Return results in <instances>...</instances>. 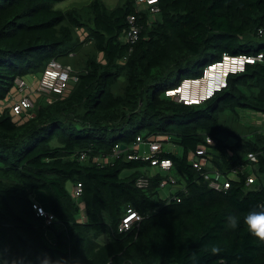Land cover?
I'll return each mask as SVG.
<instances>
[{
    "label": "trees",
    "instance_id": "1",
    "mask_svg": "<svg viewBox=\"0 0 264 264\" xmlns=\"http://www.w3.org/2000/svg\"><path fill=\"white\" fill-rule=\"evenodd\" d=\"M62 1L0 0V264H264V241L243 222L264 204V131L224 126L239 110L264 114V0H156L155 14L135 0L56 7ZM129 15L140 26L131 44L122 40ZM257 53L262 61L200 103L166 95L223 55ZM68 57L60 62L77 80L14 113V80ZM158 135L179 147L159 153L172 161L171 198L159 195V172L138 187L150 162L128 158L137 137ZM207 137L210 167L198 170L187 154ZM115 145L124 146L116 155ZM236 165L250 167L231 177ZM212 169L228 188L209 186ZM39 190L50 224L33 207ZM127 209L140 219L120 231Z\"/></svg>",
    "mask_w": 264,
    "mask_h": 264
},
{
    "label": "built area",
    "instance_id": "2",
    "mask_svg": "<svg viewBox=\"0 0 264 264\" xmlns=\"http://www.w3.org/2000/svg\"><path fill=\"white\" fill-rule=\"evenodd\" d=\"M156 0H135L137 5H150V11L151 13L155 14L158 12V9L156 7H152ZM128 23L129 27L126 30V32L122 35V40L126 43H133L139 34L140 26L136 23V19L134 15H129L128 17ZM263 55L262 53H257L255 55H247V54H238V55H223L221 61L217 62L214 65H211L209 67V70H205L210 75L204 76L202 79H205V82H208L209 84L213 86H220L223 82V79L225 75L228 73V71L236 72L237 70H240L244 68V65L247 61L255 62V61H262ZM215 69L216 74H212L211 71ZM211 70V71H210ZM33 82H28L25 77H17L14 82L17 87V90H21L27 87H30L34 83H36V88H34L36 91L40 92L42 95H48V94H60L62 93L65 88L68 86L70 81H76L77 76L73 71V68L69 64H63L57 59L53 58L48 61L44 69L41 71L39 76H35L31 78ZM201 79V80H202ZM192 82H199V79H186L183 81V84L189 83L192 85ZM200 83V82H199ZM188 84V85H189ZM31 91L34 92L31 86ZM175 90H168L166 91V94H171ZM209 93H206L204 96L200 95V98H185L184 103L191 101V100H203L205 97L208 96ZM34 106L33 98L31 94H26L22 96L21 98L15 100L12 105V110L16 114L22 113L25 109H30ZM136 143L138 142H145L140 139V137L136 138ZM169 141V137L166 135H158L152 140H148L145 143L147 144L148 150L145 154H138V152H135L134 154L128 155V158H141L144 160H149L150 166H153L157 168L158 172H165L163 178L160 179L158 183V190L165 187L166 184L170 185L169 192L167 194V198H171V193L174 192V189H176L178 186L176 185V179L170 174V170L172 169V161L169 158L166 157H160L159 153L164 150L163 142ZM214 139L211 137L206 138V144H199L193 151L188 152L187 158L189 162L198 170H201L202 168L210 167L209 164V158L210 154L208 152L209 146L213 145ZM121 151V146L115 145L113 149L114 155L118 154ZM165 151H169L166 150ZM81 159L85 158V154L82 153L80 155ZM249 158L254 159L251 155ZM249 165H236L233 166L229 170V175L231 177L237 176L239 173H243L247 170H249ZM206 177L209 179V186L216 190H222L229 187L230 180L225 176L224 173H222L219 170L212 169L211 171L206 173ZM150 176L153 175H145L140 176L136 179V185L140 188H146L149 185L150 182ZM254 176L252 174H249L246 176V184L250 185L253 182ZM173 190L171 191V189ZM180 190H184V187L180 188ZM70 192L72 197L75 199H79L82 195V185L81 183H74L70 186ZM176 200L179 201V198L176 196ZM33 207L37 211V215L44 216L46 218V221L48 224H50L54 220V216L50 213H48L44 208L41 207V205L34 203ZM81 211H83V205L80 204ZM140 216L134 212L132 209H127L126 213L122 217L121 223L119 225V230L124 231L127 230L132 223L139 221Z\"/></svg>",
    "mask_w": 264,
    "mask_h": 264
},
{
    "label": "rangeland",
    "instance_id": "3",
    "mask_svg": "<svg viewBox=\"0 0 264 264\" xmlns=\"http://www.w3.org/2000/svg\"><path fill=\"white\" fill-rule=\"evenodd\" d=\"M90 0H64L62 2H60L59 4H56V7H60L62 9H67L70 7H81L83 5H85L86 3H88ZM108 7H113L115 6L117 3H119L121 0H102ZM152 16V15H151ZM153 17V16H152ZM86 48L91 49L89 46H87ZM69 57H72L69 56ZM64 61V59H62ZM73 60V58H70V62ZM208 73L204 72V76H207ZM39 76V74L37 75V77ZM26 80L28 82H30V79H28L26 77ZM205 79L199 80V82H192L190 85L189 83H186V85L189 84L190 89H197L200 85H204L203 83L205 82ZM198 83V84H197ZM31 86L32 89L34 90V92L31 91ZM30 87L21 89V90H17L16 94H15V98L12 99V102H14L15 100L21 98L22 96L26 95V94H31L32 98H35V96L37 94H40V92L36 91L34 88H36V83H34L33 85H31ZM11 100V98H10ZM8 104H11V101L7 102ZM235 118V119H234ZM224 126L229 129L232 130L234 132H241L244 131L243 134H247V133H251L252 131H254L255 129L258 130H262L264 131V114H259V113H253L249 110H239L238 111V116L237 115H225V122H224ZM256 126V127H255ZM254 127V128H253ZM258 128V129H257ZM175 151H179V147H176ZM170 189V185L166 184L164 188L159 189V195L161 197H165L167 196L168 192ZM40 194V195H39ZM36 195L41 196L42 197V201L44 202V194L42 191H37Z\"/></svg>",
    "mask_w": 264,
    "mask_h": 264
},
{
    "label": "clouds",
    "instance_id": "4",
    "mask_svg": "<svg viewBox=\"0 0 264 264\" xmlns=\"http://www.w3.org/2000/svg\"><path fill=\"white\" fill-rule=\"evenodd\" d=\"M219 62V61H218ZM217 63V62H216ZM216 63H212V64H208L206 66V68L203 70V74L200 78H197L199 80H201L203 77H204V72L205 70H209V67L211 65H214ZM247 63H254L253 62H249L247 61L245 63V65ZM210 65V66H209ZM245 65H244V68H245ZM209 66V67H208ZM244 68L240 69V70H237L236 72H231V71H228V73L225 75L224 79H223V82L220 86H213L211 84H209L208 82H204L203 84L204 85H200L198 87V90L196 89L195 93L198 95V98H200V95L204 96L206 93H209L207 97H205L203 100L211 97L216 91L222 89V87H224L226 85V82H225V79L226 77L229 75V74H232V73H238V72H241L244 70ZM186 80V79H184ZM183 80V81H184ZM183 81L181 83L180 86H178V91H176V93L173 95L176 96L179 100H181L182 102L184 101L185 98H187L186 96L182 95L180 92H179V89L180 87L182 86L183 84ZM176 88V89H177ZM172 90H175V89H172ZM193 90V89H191ZM193 92V91H192ZM166 95H171V94H166ZM190 95H192L190 93ZM191 99V98H190ZM203 100H197L199 101V103ZM227 221L233 226V227H236L238 226L239 224V221L238 219L235 217V216H228L227 217ZM243 222L244 224L247 226V229H248V232L254 236V237H257L259 238L260 240L264 241V204H258L256 206H254L252 209L249 210L248 214L246 216L243 217ZM213 251H218V249H213Z\"/></svg>",
    "mask_w": 264,
    "mask_h": 264
},
{
    "label": "crops",
    "instance_id": "5",
    "mask_svg": "<svg viewBox=\"0 0 264 264\" xmlns=\"http://www.w3.org/2000/svg\"><path fill=\"white\" fill-rule=\"evenodd\" d=\"M70 55H73V54L71 53ZM62 59H64V62L65 63H70V58L69 57L68 58H62ZM62 59L61 60L59 59L58 61H63ZM35 76H37V75L31 74V76L28 75L26 77L28 79H30V82H33L31 78H33ZM146 141H148V140H146ZM145 142H138V143H135L134 146H133L136 149V151L138 152V154H140V155L147 153L148 147H147V144ZM163 147H164V150L163 151H165V149H166V150H169L170 152H176L175 149L178 146L176 144L172 143L169 140V141H164L163 142ZM157 170L158 169L155 168V167H153V166H147V168H143V171H145L149 175H156V173H158ZM164 173L159 171V174H161V176L162 175L165 176ZM70 186H69V190H70ZM172 190H173V188L171 189V191ZM36 199H37L36 201H37L38 204H43V201H42V197L41 196H36Z\"/></svg>",
    "mask_w": 264,
    "mask_h": 264
},
{
    "label": "bare ground",
    "instance_id": "6",
    "mask_svg": "<svg viewBox=\"0 0 264 264\" xmlns=\"http://www.w3.org/2000/svg\"><path fill=\"white\" fill-rule=\"evenodd\" d=\"M211 71V70H210ZM211 73L212 74H216V70L215 69H213L212 71H211ZM208 75H210V74H208ZM198 84V83H197ZM193 91V92H192ZM195 89H193V90H191L190 89V86L189 85H186V84H184V85H182L181 87H180V89H179V92L182 94V95H184V96H186L188 99H190V98H198V95L195 93ZM190 93L192 94V95H190Z\"/></svg>",
    "mask_w": 264,
    "mask_h": 264
},
{
    "label": "water",
    "instance_id": "7",
    "mask_svg": "<svg viewBox=\"0 0 264 264\" xmlns=\"http://www.w3.org/2000/svg\"><path fill=\"white\" fill-rule=\"evenodd\" d=\"M121 148H124V146H123V145H121Z\"/></svg>",
    "mask_w": 264,
    "mask_h": 264
}]
</instances>
